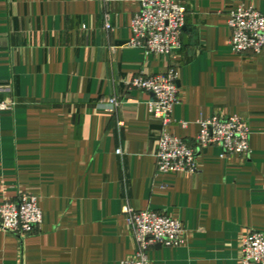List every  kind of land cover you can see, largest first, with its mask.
Returning <instances> with one entry per match:
<instances>
[{"label": "crops", "instance_id": "crops-1", "mask_svg": "<svg viewBox=\"0 0 264 264\" xmlns=\"http://www.w3.org/2000/svg\"><path fill=\"white\" fill-rule=\"evenodd\" d=\"M184 2L170 61L125 46L135 0H0V101L13 103L0 111V204L24 191L42 211L26 237L0 228V264H119L136 246L126 207L184 228L182 244L150 247L151 264H240L245 236L264 233V52H233L227 25L232 8L264 13V0ZM172 63L170 132L193 139L201 119L235 114L248 124L249 155L211 146L194 174L156 171L161 125L151 94L127 81Z\"/></svg>", "mask_w": 264, "mask_h": 264}, {"label": "built area", "instance_id": "built-area-1", "mask_svg": "<svg viewBox=\"0 0 264 264\" xmlns=\"http://www.w3.org/2000/svg\"><path fill=\"white\" fill-rule=\"evenodd\" d=\"M138 11L131 23V37L126 47L139 48L146 55H165L170 61L182 47V28L187 7L184 0H135ZM105 28H110L108 15ZM229 44L238 54L264 52V13L254 6L239 4L228 13ZM84 28V25L82 26ZM178 69L169 64L156 74L140 72L127 81V85L153 96L147 101L150 116L159 121L158 146L155 153L156 171L194 174L198 171V151L219 146L222 155H249L250 131L247 122L235 114H218L201 119L199 131L193 139L179 137L169 130L173 106L178 100ZM117 107L115 97L107 100ZM11 101H0V111L11 110ZM184 126L186 123H182ZM120 154L121 149L117 148ZM38 196L20 191L14 198L0 204V228L19 238L26 237L39 227L42 211ZM126 221L135 242V253L119 264H151L148 251L153 245L178 246L183 243L184 228L180 221L165 213L145 209L125 208ZM240 264H264V233L250 231L241 243Z\"/></svg>", "mask_w": 264, "mask_h": 264}, {"label": "water", "instance_id": "water-1", "mask_svg": "<svg viewBox=\"0 0 264 264\" xmlns=\"http://www.w3.org/2000/svg\"><path fill=\"white\" fill-rule=\"evenodd\" d=\"M150 94H151V93H150ZM152 96H153V95L151 94V97H152ZM199 152H201V151H198V153H199Z\"/></svg>", "mask_w": 264, "mask_h": 264}]
</instances>
